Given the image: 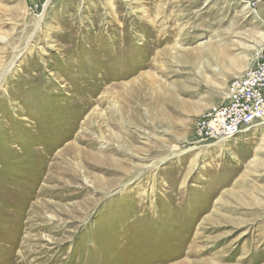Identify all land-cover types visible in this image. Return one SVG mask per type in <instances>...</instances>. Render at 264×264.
Returning <instances> with one entry per match:
<instances>
[{
    "label": "rangeland",
    "instance_id": "obj_1",
    "mask_svg": "<svg viewBox=\"0 0 264 264\" xmlns=\"http://www.w3.org/2000/svg\"><path fill=\"white\" fill-rule=\"evenodd\" d=\"M260 48L240 0H0V264H264V120L194 136Z\"/></svg>",
    "mask_w": 264,
    "mask_h": 264
},
{
    "label": "built area",
    "instance_id": "obj_2",
    "mask_svg": "<svg viewBox=\"0 0 264 264\" xmlns=\"http://www.w3.org/2000/svg\"><path fill=\"white\" fill-rule=\"evenodd\" d=\"M256 11L264 0H240ZM40 3L28 6L38 13ZM264 120V49L255 51L249 67L232 78L221 103L206 109L195 121L194 136L201 143H225Z\"/></svg>",
    "mask_w": 264,
    "mask_h": 264
},
{
    "label": "bare ground",
    "instance_id": "obj_3",
    "mask_svg": "<svg viewBox=\"0 0 264 264\" xmlns=\"http://www.w3.org/2000/svg\"><path fill=\"white\" fill-rule=\"evenodd\" d=\"M48 2H49V1H48ZM48 2H47V3H48ZM42 15H43V14H42ZM41 21H42V16L40 15V16L38 17L37 24H36L37 29H38V27H39ZM115 58H116V57H115ZM119 59H120V58H119ZM109 60H110V59H109ZM116 61L118 62V59H117ZM13 63H14V61L11 62V65H12ZM119 65H120V64H119ZM119 65H118V66H119ZM8 66H9V65H8ZM114 67H115V66H114ZM4 73H6V72H4ZM116 76H117V75H116ZM126 85H127V84H126ZM126 85L124 84V85L122 86V88L124 89L123 94H125V90H127V89H125V88L128 87V86H126ZM123 94H122V95H123ZM86 99H87V98H86ZM99 101L102 102V99H100ZM85 102H86V101H85ZM89 105H90V103H89ZM88 107H89V106H88ZM88 107H87V108H88Z\"/></svg>",
    "mask_w": 264,
    "mask_h": 264
},
{
    "label": "crops",
    "instance_id": "obj_4",
    "mask_svg": "<svg viewBox=\"0 0 264 264\" xmlns=\"http://www.w3.org/2000/svg\"><path fill=\"white\" fill-rule=\"evenodd\" d=\"M258 12L261 13V15H264V2L259 5Z\"/></svg>",
    "mask_w": 264,
    "mask_h": 264
}]
</instances>
